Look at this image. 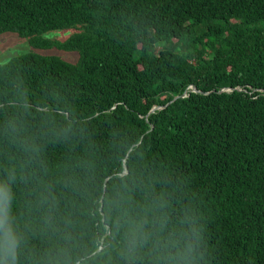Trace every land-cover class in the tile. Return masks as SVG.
Wrapping results in <instances>:
<instances>
[{
	"label": "trees",
	"instance_id": "obj_1",
	"mask_svg": "<svg viewBox=\"0 0 264 264\" xmlns=\"http://www.w3.org/2000/svg\"><path fill=\"white\" fill-rule=\"evenodd\" d=\"M7 32L31 51L0 64V91L75 120L41 162L0 169L16 264H123L109 195L153 178L198 214L204 264H264V0H0Z\"/></svg>",
	"mask_w": 264,
	"mask_h": 264
},
{
	"label": "clouds",
	"instance_id": "obj_2",
	"mask_svg": "<svg viewBox=\"0 0 264 264\" xmlns=\"http://www.w3.org/2000/svg\"><path fill=\"white\" fill-rule=\"evenodd\" d=\"M0 169L14 179L25 167L41 162L42 142L63 139L72 131L74 118L65 119L64 109L53 106L34 113L22 89L0 91ZM70 111V110H69ZM36 115L40 126L33 129L28 118ZM7 149V151H6ZM65 183L79 191L80 181L65 177ZM174 188L153 179L127 180L108 198L107 219L112 225L116 250L123 264H204L203 227L198 214L185 205ZM9 184L0 180V264H16L19 233L6 205Z\"/></svg>",
	"mask_w": 264,
	"mask_h": 264
},
{
	"label": "rangeland",
	"instance_id": "obj_3",
	"mask_svg": "<svg viewBox=\"0 0 264 264\" xmlns=\"http://www.w3.org/2000/svg\"><path fill=\"white\" fill-rule=\"evenodd\" d=\"M74 33V30L51 31L44 35V37L51 40L63 41L68 36ZM31 51L27 39L18 37L17 34L7 32L0 34V64L7 62L12 57L20 54H25ZM43 55H55L64 61L75 63L78 60L76 53H67L57 49L51 50H37Z\"/></svg>",
	"mask_w": 264,
	"mask_h": 264
},
{
	"label": "water",
	"instance_id": "obj_4",
	"mask_svg": "<svg viewBox=\"0 0 264 264\" xmlns=\"http://www.w3.org/2000/svg\"><path fill=\"white\" fill-rule=\"evenodd\" d=\"M191 89H192L193 92H197V90L195 89L194 86H192ZM185 96H186L185 93H184L183 95H181V97H185ZM177 98H178V97H174V99H173L172 101L176 100ZM155 109H156V108L154 107V108L151 110V112H153Z\"/></svg>",
	"mask_w": 264,
	"mask_h": 264
}]
</instances>
